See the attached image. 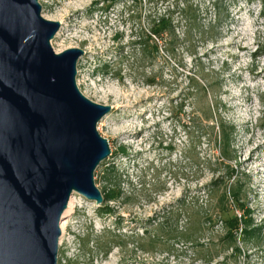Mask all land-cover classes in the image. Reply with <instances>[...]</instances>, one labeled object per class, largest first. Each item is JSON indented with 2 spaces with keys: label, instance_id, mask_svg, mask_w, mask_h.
<instances>
[{
  "label": "rangeland",
  "instance_id": "obj_1",
  "mask_svg": "<svg viewBox=\"0 0 264 264\" xmlns=\"http://www.w3.org/2000/svg\"><path fill=\"white\" fill-rule=\"evenodd\" d=\"M39 1L42 15L61 23L54 50H84L77 65L82 93L112 106L98 124L112 155L97 168L95 182L104 190V174L113 168L120 184L111 212L74 193L64 228L61 223L59 264H264L262 0ZM187 5L196 9L193 25L181 13ZM169 11L178 39L171 51L159 40V50L146 57L151 19ZM209 106L234 125L231 161H222L212 130L201 122ZM223 189H239L252 210L245 219L254 221L251 233L242 231L245 222L234 233L238 250L214 247L225 234L223 214L214 211ZM183 199L206 208L204 246L163 238L146 252L140 245L146 247L147 233L166 216L173 229L187 223V216L177 217ZM226 202L234 209L231 198ZM98 245H110L108 253Z\"/></svg>",
  "mask_w": 264,
  "mask_h": 264
},
{
  "label": "water",
  "instance_id": "obj_2",
  "mask_svg": "<svg viewBox=\"0 0 264 264\" xmlns=\"http://www.w3.org/2000/svg\"><path fill=\"white\" fill-rule=\"evenodd\" d=\"M60 27L39 0H0V264H59L71 197L105 201L95 172L112 149L98 124L112 106L78 87L84 50L57 53Z\"/></svg>",
  "mask_w": 264,
  "mask_h": 264
},
{
  "label": "trees",
  "instance_id": "obj_3",
  "mask_svg": "<svg viewBox=\"0 0 264 264\" xmlns=\"http://www.w3.org/2000/svg\"><path fill=\"white\" fill-rule=\"evenodd\" d=\"M263 6H264V0H262ZM196 9L193 8L192 5H187L184 7L181 11L183 16L186 19H189L193 24L197 21V14ZM149 33L146 34V57L149 54H152L153 51L159 50V40L164 39L166 41V45L168 46L169 51H171L172 45H174V42L178 39L176 35V26L173 23V15L172 11H169L168 13L157 16L153 19H151V25H150ZM156 40H155V39ZM169 38V39H167ZM145 49H143L144 52ZM150 80V79H149ZM197 91L198 89L195 88ZM209 113L202 115L204 118H201L202 121H206L209 125L210 129L212 130L216 142L219 144V152L222 158L223 162H228L233 160V158H236L237 155L235 154L236 150L231 149L232 145V134L234 125H228L225 121L220 119V117H216L215 113L216 110L214 107L209 106L208 107ZM216 118L214 121L213 119ZM212 120V123L209 121ZM209 122V123H208ZM234 152V156L231 154V152ZM230 169V167H229ZM227 173V172H226ZM224 176V175H222ZM221 176V177H222ZM219 177V178H221ZM104 182L106 183V187L104 190H102L103 196H104V205L103 207H100L101 212H111V207L108 206V203L110 201L117 200L119 198V190L117 189L120 184L118 182V174L115 171V169H110L106 171L104 174ZM218 178V179H219ZM231 188V187H230ZM213 191L212 189H209L207 195L208 197L212 195L213 197ZM239 189L232 190V189H223L217 196L219 197L216 205L215 210L216 213L221 212L223 214L222 219L225 222L224 228H225V234L223 236H219L218 243L214 245L215 250L217 247L219 248H237V237L234 234L235 231H238L241 227L242 222H245L244 226L245 228L242 229L245 235H249L252 231V226L255 224L253 223V219L249 218L247 221L245 220L249 214L252 212L251 209H246V204L241 203V199L239 196ZM215 196V195H214ZM231 198L234 203L235 207L234 209L226 206L227 202L226 200H229ZM208 202H210L207 199ZM202 205H199L198 201L194 202L192 204H187L186 201L183 199L178 207L177 211V217L187 216V223L183 227H179V225H176L175 229H173L171 224L169 223L170 216H166L165 219L162 221V223L156 227V230L152 233H147L146 236V247H143L144 245H140L142 248H145L146 252H152L155 250L158 242H162L163 238H166L167 240L172 239H179L184 245L188 244L190 246H193L195 248L197 247H203L204 244L201 243V240H204L205 238L202 236V221L201 217L205 211ZM243 211V214L239 216V211ZM230 212H232L230 214ZM226 214H229V216H225ZM209 224H211L212 228L215 229L216 220L213 218H210L208 221ZM262 227V226H261ZM257 230V229H256ZM112 240V241H111ZM106 241L107 244H110L111 242H114L113 239ZM89 240L87 241V243ZM224 242H227L226 245H222ZM123 244L124 243H120ZM100 250L103 251V254L106 255L110 249V245H98ZM218 251V249H217Z\"/></svg>",
  "mask_w": 264,
  "mask_h": 264
},
{
  "label": "bare ground",
  "instance_id": "obj_4",
  "mask_svg": "<svg viewBox=\"0 0 264 264\" xmlns=\"http://www.w3.org/2000/svg\"><path fill=\"white\" fill-rule=\"evenodd\" d=\"M60 36H61V32L59 31V32L57 33L56 37H60ZM75 201H76V196L73 195V196L71 197V200H70V203H69L68 210H66V212H65V214H64V217H65V215H67V214L69 213V211L74 207V203H75ZM64 223H65V222L62 223V227H63V228H64Z\"/></svg>",
  "mask_w": 264,
  "mask_h": 264
}]
</instances>
